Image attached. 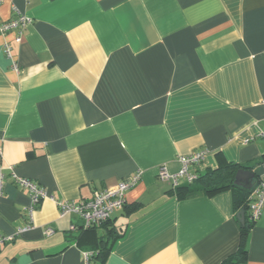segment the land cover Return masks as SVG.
I'll use <instances>...</instances> for the list:
<instances>
[{
	"label": "crops",
	"instance_id": "crops-1",
	"mask_svg": "<svg viewBox=\"0 0 264 264\" xmlns=\"http://www.w3.org/2000/svg\"><path fill=\"white\" fill-rule=\"evenodd\" d=\"M15 14L30 23L20 44L0 35V264H82L102 228L80 236L55 202L137 172L105 264H226L241 245L264 264V209L242 237L229 190L179 198L157 178L197 151L199 176L264 165V0H2ZM14 176L46 190L30 221Z\"/></svg>",
	"mask_w": 264,
	"mask_h": 264
},
{
	"label": "built area",
	"instance_id": "built-area-1",
	"mask_svg": "<svg viewBox=\"0 0 264 264\" xmlns=\"http://www.w3.org/2000/svg\"><path fill=\"white\" fill-rule=\"evenodd\" d=\"M1 3L2 0H0V6ZM29 23L30 19L22 14H15L11 19L6 21L0 18V35L6 36L7 34L12 33L14 35V42L16 44H20L23 39V32ZM4 50L10 57L8 45L5 44ZM205 154L206 153L204 151H197L192 152L188 156L180 157L178 161L181 164V169L175 174L168 173L165 166H159L157 173L158 180L168 183L172 190H176L181 182H184L186 185H192L197 181L199 175L191 171L190 167L193 165H199L204 160ZM262 168L264 176V165ZM139 178L140 172H137L134 175L119 181L112 187L93 192L92 197L88 200H79L78 202L56 201L55 205L58 209L59 217L64 218L71 215L78 216L83 221L81 229L84 230L92 227H98L102 223L110 220L115 211L124 206L126 192L137 184ZM13 183L15 186L28 193L31 205L27 210V216L30 221L34 208L40 202L48 198L46 190L35 182L25 178H18L14 176ZM3 186L4 178L2 174H0V198L3 195ZM247 204L249 221L254 223L258 220L264 209L263 180L257 182L253 186L248 196ZM30 223L31 222L18 229L14 236H18L19 234L29 230ZM52 233L53 231L51 229H46L44 232L46 236H49ZM13 238V236L4 237L0 235V249L5 243L12 241ZM91 255L92 254L89 252H83L82 264H89V258Z\"/></svg>",
	"mask_w": 264,
	"mask_h": 264
},
{
	"label": "trees",
	"instance_id": "trees-1",
	"mask_svg": "<svg viewBox=\"0 0 264 264\" xmlns=\"http://www.w3.org/2000/svg\"><path fill=\"white\" fill-rule=\"evenodd\" d=\"M238 169V166L234 164H226L214 171L200 175L197 181L192 185L178 187L176 190H178L179 198L196 192L214 195L220 191L229 190L232 196V206L235 215L241 210L245 211L243 224H239L240 233L243 237L253 225V222L249 221L248 215L246 214L248 210V196L251 190L243 189L234 184V176ZM109 222L110 220L100 225L102 228L101 234L97 236V238H94L95 244L89 250L85 251L92 254L89 258V264H105L113 243L120 237V234L114 227H109ZM94 228L95 227L83 230L80 236L88 231L92 232ZM79 238L77 239L78 241ZM245 254L246 251L241 245L232 258L227 260L226 264H243L245 261Z\"/></svg>",
	"mask_w": 264,
	"mask_h": 264
},
{
	"label": "water",
	"instance_id": "water-1",
	"mask_svg": "<svg viewBox=\"0 0 264 264\" xmlns=\"http://www.w3.org/2000/svg\"><path fill=\"white\" fill-rule=\"evenodd\" d=\"M263 174V168L262 167H258L257 169H255L253 172H246L244 170H239L236 175H235V185L241 186L244 189L248 190L250 188L248 183H241V179L244 178H250L253 179V177H259ZM244 210L239 211V213L237 214V218L239 220V222L241 224H243V219H244Z\"/></svg>",
	"mask_w": 264,
	"mask_h": 264
}]
</instances>
